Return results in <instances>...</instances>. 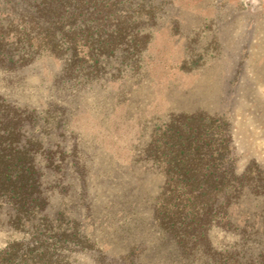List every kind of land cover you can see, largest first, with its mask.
Listing matches in <instances>:
<instances>
[{
	"label": "rangeland",
	"instance_id": "rangeland-1",
	"mask_svg": "<svg viewBox=\"0 0 264 264\" xmlns=\"http://www.w3.org/2000/svg\"><path fill=\"white\" fill-rule=\"evenodd\" d=\"M136 3L157 9L155 24H146L152 37L133 78L69 87L58 81L61 61L40 54L21 69L0 68V94L22 106L45 111L55 104L64 110L55 114L65 117L64 141L68 149L75 146L76 158L68 157L78 159L79 170L69 161L63 176L48 172L37 157L46 171L44 186L50 188L46 211L52 216L63 210L68 220L77 221L79 237L88 240L80 250L52 241L61 245L56 254H68L70 264H218L217 251L242 244L239 230L215 220L197 248L183 251L155 225L153 201L163 176L139 151L155 124L175 113L201 110L230 122L239 170L253 163L264 167V0ZM25 6L20 0H0V30L10 46L21 40L17 28L23 24L14 18L24 15ZM51 135L43 137L50 142L63 138ZM262 208L264 197L247 196L244 209ZM10 216L12 210L0 205V250L12 242L33 244L30 227L13 223ZM236 223L245 227L243 219ZM255 240L245 242L246 254L264 251V234Z\"/></svg>",
	"mask_w": 264,
	"mask_h": 264
},
{
	"label": "trees",
	"instance_id": "trees-1",
	"mask_svg": "<svg viewBox=\"0 0 264 264\" xmlns=\"http://www.w3.org/2000/svg\"><path fill=\"white\" fill-rule=\"evenodd\" d=\"M20 2L26 4V11L13 17L23 24L17 28L21 40L10 46L4 42L7 33L0 30V68L7 72L30 65L40 54L61 61L58 81L69 87L130 80L141 69V56L152 37L146 24H155L156 7L133 5V0ZM34 40L38 41L35 45ZM55 112L63 114L64 110L51 104L42 111L0 94V205L12 210L13 223L27 225L34 235L33 244L12 242L0 250V264H70L68 254L55 253L61 245L57 248L52 241L67 242L65 250H80L88 240L83 234L79 237L77 221L68 220L63 210L52 216L46 211L50 188L44 186L46 171H41L38 160H44L48 172L61 176L69 161L79 170L75 146L68 149L64 141L65 117ZM49 134L51 139L54 135L63 138L46 141L43 136ZM233 141L227 118L201 110L175 113L155 124L148 143L139 151L142 160L163 176L153 201V220L188 252L206 238L215 220L224 221L239 230L242 244L235 242L217 251L218 264H264V251L253 256L251 250L248 254L243 250L245 242L256 241L259 232L264 234V208L259 212L244 209L248 195L255 200L264 197V167L253 163L239 170ZM72 155L75 158L70 160ZM241 219L243 229L236 223ZM70 222L75 226L59 233L52 230Z\"/></svg>",
	"mask_w": 264,
	"mask_h": 264
}]
</instances>
